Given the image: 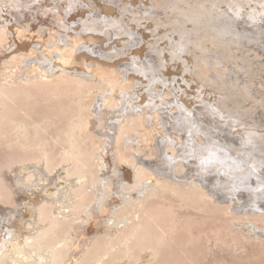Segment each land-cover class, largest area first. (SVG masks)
I'll return each mask as SVG.
<instances>
[{"label":"bare ground","instance_id":"bare-ground-1","mask_svg":"<svg viewBox=\"0 0 264 264\" xmlns=\"http://www.w3.org/2000/svg\"><path fill=\"white\" fill-rule=\"evenodd\" d=\"M125 1L0 0V264H207L223 245L264 248V108L224 107L211 84L255 41L264 0ZM102 22L115 32L88 43Z\"/></svg>","mask_w":264,"mask_h":264},{"label":"rangeland","instance_id":"rangeland-1","mask_svg":"<svg viewBox=\"0 0 264 264\" xmlns=\"http://www.w3.org/2000/svg\"><path fill=\"white\" fill-rule=\"evenodd\" d=\"M110 1L113 2V5L116 2V0H110ZM121 1H125V0H121ZM155 1L157 2V9H164V8L168 7L167 0H155ZM174 1L175 0H173V2ZM153 6H154L153 3L150 4L151 8H153ZM170 6L174 8V5H169V7ZM117 8H118L117 12L125 11V9L130 8V3L125 1L124 3L118 4ZM87 11L88 12L92 11L93 14L97 13L96 8H93V9L87 8ZM88 12H86V14ZM165 13H167L169 15L170 19H174V15H170V14H174L173 10L167 11V12L161 11L160 15L164 16ZM98 18H100L99 15H98ZM79 19H81V17L77 16L75 18V21L79 20ZM107 19H109V18H107ZM53 20L60 22V20H62V19L54 18ZM179 20H180V22L184 21L183 18H180ZM259 21L260 20H258L257 22H259ZM26 22L29 24V21H26ZM225 22H228V21L226 20ZM73 24L76 25L77 22L73 23ZM102 24L104 25L103 36H98V37H100L98 39L94 36V38L89 39L88 43L91 42L92 44L97 46L98 41H102L100 39H103L104 37L109 38L113 35V33L115 32L114 23L113 22H107V23L102 22ZM77 27L79 29L78 28L75 29L74 27L71 28L74 30L73 31L74 33L80 32L79 30L81 29V26L78 25ZM263 28H264V26H262L255 33H253V36L255 38V41L253 43L248 42V43H243L244 45L242 43L237 45V46H239L238 47L239 52L237 53L238 56L235 58L236 63L233 61L232 63H227L226 66H225V63H218L215 70L222 71L221 76L215 75L214 73H212L215 76L213 78H211V81H212L211 84H214V86H217V84L214 83L215 79L220 80L219 85L222 82L221 87H220V90L222 91V93L219 94L220 97H224L220 100L222 106L231 108L233 106H230V102H232L234 100L235 105H237V104L241 105V106H243L244 110H247L250 112H257L259 109L264 108V47H263L264 35L260 34V32H263V30H262ZM41 31L43 32L44 29L42 28ZM55 31L57 32V34H55ZM58 33H59V29H57V30L51 29L50 34L53 35L54 37H57ZM190 34H191V36H194V33H189V35ZM187 36H188V33H187ZM57 39H60V37L58 36ZM123 39L131 40V38H123ZM105 41H107V40H105ZM257 41H259L260 43H257ZM79 44H81V42L78 43L77 47H79ZM227 45L228 44H226L222 48L228 47ZM242 46H244L246 49ZM247 49L250 52V53L248 52V55L250 54L249 56L247 55V51H248ZM253 49H255V50H253ZM256 49H257V51H256ZM240 50L243 53H241ZM226 51L227 50H225V52ZM255 51H256V53H255ZM54 53H56V52H54ZM253 55L254 56L256 55V56H255V58L252 59L251 56H253ZM245 56H247V58ZM243 58H244V60H243ZM249 58H250V60H249ZM208 60H211V56H209ZM233 63L235 64V66ZM117 69H118V67L116 68V70ZM211 70H213V69H211ZM124 74H125V72H124ZM61 79H63V78H57L56 79L57 82L54 81V82H50V83H42L40 85L49 89V88H52L56 83L58 84L59 83L58 80L61 81ZM195 80L198 82L197 78ZM200 80L202 81L203 84H205V82H206L205 80H202V79H200ZM32 83L33 82L28 83L26 86L27 87L32 86ZM131 85H135V82L131 83ZM37 94H39V93H37ZM41 96H43V95H41ZM250 99L255 100V102H253L254 108H251L252 103H251ZM37 100H38V102L36 101V99H33L32 100L33 102L32 101L31 102L35 105L34 108H35L36 112L38 114H41V113L43 114V112L45 111V108L47 106L46 98H42V97L38 98L37 97ZM237 100L239 102H237ZM255 106H256V108H255ZM66 109L67 108H65V110ZM67 112H68V109H67ZM259 118L264 119V117H259ZM199 126L203 127L204 124L203 123L201 124V122H200ZM202 131L206 132V127ZM1 159L5 160V156L2 152H0V160ZM186 218L187 217H185V216L180 217V219H181L180 221H183ZM80 227L83 228L82 225ZM229 249H231V247L227 248L226 246L223 245V247H219V250L217 249V251L214 252L213 255H211V256L205 255V257L207 256L206 259H209V262L207 264H264V248L253 251L252 248L248 247L247 250L244 252L243 248L237 249L235 247V250L233 249V251H232V252H234V254H232V255L230 254L231 251H228ZM201 260L205 261V258L203 257V258H201ZM182 261H183V259H182ZM186 264H190V263H186Z\"/></svg>","mask_w":264,"mask_h":264}]
</instances>
